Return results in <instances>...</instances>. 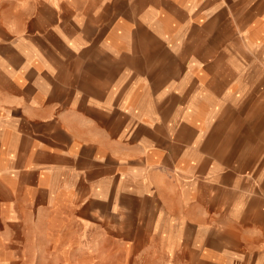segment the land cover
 Wrapping results in <instances>:
<instances>
[{"label": "crops", "instance_id": "1", "mask_svg": "<svg viewBox=\"0 0 264 264\" xmlns=\"http://www.w3.org/2000/svg\"><path fill=\"white\" fill-rule=\"evenodd\" d=\"M0 264H264V0H0Z\"/></svg>", "mask_w": 264, "mask_h": 264}]
</instances>
